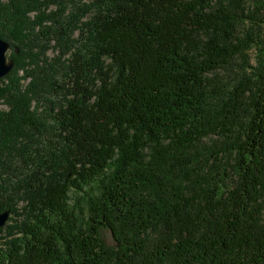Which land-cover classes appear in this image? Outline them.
I'll return each mask as SVG.
<instances>
[{"label": "trees", "instance_id": "16d2710c", "mask_svg": "<svg viewBox=\"0 0 264 264\" xmlns=\"http://www.w3.org/2000/svg\"><path fill=\"white\" fill-rule=\"evenodd\" d=\"M0 39V264H264V0H0Z\"/></svg>", "mask_w": 264, "mask_h": 264}, {"label": "water", "instance_id": "95a60500", "mask_svg": "<svg viewBox=\"0 0 264 264\" xmlns=\"http://www.w3.org/2000/svg\"><path fill=\"white\" fill-rule=\"evenodd\" d=\"M10 44L0 39V78L6 77L13 69L14 62L6 57ZM8 218V212L0 214V227H2Z\"/></svg>", "mask_w": 264, "mask_h": 264}, {"label": "rangeland", "instance_id": "374dc122", "mask_svg": "<svg viewBox=\"0 0 264 264\" xmlns=\"http://www.w3.org/2000/svg\"><path fill=\"white\" fill-rule=\"evenodd\" d=\"M10 54H11V50H10V48H9V50L6 52V57L8 58V59H10L9 57H10ZM56 55H57V51H55L54 49H51V50H49L48 52H47V57L49 58V59H53L54 57H56ZM28 82V80L25 82V84ZM0 109H5V107H3V106H0ZM21 207H23V204L22 203H19L18 205H17V209L20 211V209H21ZM7 212V211H6ZM4 213V212H3ZM2 214V213H1ZM9 213H8V218H9ZM13 219H15V216H11ZM8 218H7V220H8ZM7 220L5 221V223H4V225L2 226V227H0V228H4V227H6L7 225H10V226H12L11 224H12V222H7ZM101 236H102V238H103V240L105 241V243L107 244V245H109V246H112L113 244H114V242H113V240H112V237H111V235H110V233L108 232V231H101Z\"/></svg>", "mask_w": 264, "mask_h": 264}]
</instances>
